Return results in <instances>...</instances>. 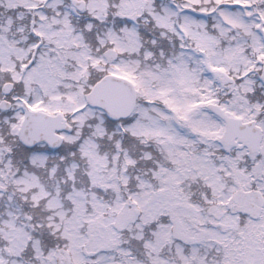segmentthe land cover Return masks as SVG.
<instances>
[{"label": "snow or ice", "instance_id": "6c2138e0", "mask_svg": "<svg viewBox=\"0 0 264 264\" xmlns=\"http://www.w3.org/2000/svg\"><path fill=\"white\" fill-rule=\"evenodd\" d=\"M0 264H264V0H0Z\"/></svg>", "mask_w": 264, "mask_h": 264}]
</instances>
